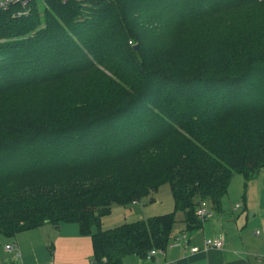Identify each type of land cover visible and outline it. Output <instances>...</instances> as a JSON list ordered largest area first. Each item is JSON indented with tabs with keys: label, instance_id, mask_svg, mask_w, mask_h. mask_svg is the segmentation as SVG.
Masks as SVG:
<instances>
[{
	"label": "trees",
	"instance_id": "1",
	"mask_svg": "<svg viewBox=\"0 0 264 264\" xmlns=\"http://www.w3.org/2000/svg\"><path fill=\"white\" fill-rule=\"evenodd\" d=\"M44 2L0 10V236L75 223L119 264L264 168V0ZM162 183L173 213L100 227Z\"/></svg>",
	"mask_w": 264,
	"mask_h": 264
},
{
	"label": "crops",
	"instance_id": "2",
	"mask_svg": "<svg viewBox=\"0 0 264 264\" xmlns=\"http://www.w3.org/2000/svg\"><path fill=\"white\" fill-rule=\"evenodd\" d=\"M235 200L233 208L226 202L215 210L208 205L213 215L196 229L186 230L183 218L173 224L169 240L185 234L186 243L171 247L169 242L162 254L150 258L126 255L119 264H264V168ZM75 225L44 224L0 240V264H96L90 237L81 235ZM205 238H219L223 247L203 249ZM7 244L14 249L7 251ZM192 246L199 250L191 253Z\"/></svg>",
	"mask_w": 264,
	"mask_h": 264
},
{
	"label": "rangeland",
	"instance_id": "3",
	"mask_svg": "<svg viewBox=\"0 0 264 264\" xmlns=\"http://www.w3.org/2000/svg\"><path fill=\"white\" fill-rule=\"evenodd\" d=\"M38 8L45 5L44 0L37 1ZM247 182L242 175L235 174L228 187L227 193L223 196L221 202H226L228 207H234L236 203L235 197L241 191H244ZM233 198V199H232ZM173 199L170 188L167 183H162L151 194L142 197L136 204H112L107 214L100 219V227L109 229L121 223L132 222L136 220H147L156 215L173 213ZM183 218V213L175 212V224H179ZM75 225V223H73ZM76 226V225H75ZM9 239L8 237L0 236V240ZM1 245V244H0Z\"/></svg>",
	"mask_w": 264,
	"mask_h": 264
},
{
	"label": "built area",
	"instance_id": "4",
	"mask_svg": "<svg viewBox=\"0 0 264 264\" xmlns=\"http://www.w3.org/2000/svg\"><path fill=\"white\" fill-rule=\"evenodd\" d=\"M33 1H38V0H0V10H7L10 8H13L14 14L20 15V14H27L30 10V3ZM131 44V42H128ZM194 215L198 220L203 222L205 219L211 217L213 215L212 210L209 208L208 203L206 201H201L199 205L196 207L194 211ZM180 240V242H179ZM187 238L185 234H181L179 237H177L176 240H173L169 245L171 247L176 246L181 243H186ZM203 249H221L223 247V242L219 238H205L203 240ZM5 249L7 251H12L13 245L12 244H7L5 246ZM199 248L198 246H192L190 247L189 251L191 253L198 251ZM163 249L161 248H151L147 254L146 258H150L154 256L155 254H162Z\"/></svg>",
	"mask_w": 264,
	"mask_h": 264
}]
</instances>
